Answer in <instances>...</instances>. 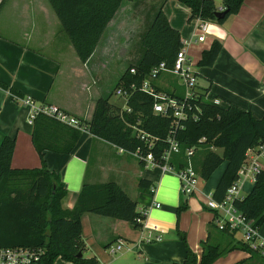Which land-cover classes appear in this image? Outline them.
I'll return each mask as SVG.
<instances>
[{
	"label": "crops",
	"instance_id": "0c3cea01",
	"mask_svg": "<svg viewBox=\"0 0 264 264\" xmlns=\"http://www.w3.org/2000/svg\"><path fill=\"white\" fill-rule=\"evenodd\" d=\"M174 1L178 2L123 0L86 62L79 60L48 0L2 2L0 83L9 88L0 86V142L4 136L15 139L12 168L41 165L31 141L29 109L19 98L30 97L40 106L56 105L83 125L91 120L99 98L109 97L112 104L125 110L122 98L121 103H116L110 96L125 69L139 63L143 53L140 38L159 7L178 30L181 42H186L190 62L196 65L197 92L202 101L224 108L232 104L257 119L264 117V0H243L238 12L222 24L207 21L202 41L197 40L196 18H191L189 8L179 2L183 8H174ZM213 2L216 10L224 9L222 0ZM115 32L120 36L116 37ZM214 40L221 47L213 64L198 66L202 51L208 50ZM110 48L113 51L108 53ZM122 48L124 62H110L114 52ZM170 74L162 71L151 84L179 97L182 91L168 85ZM81 132L70 153L44 152L47 168L60 173L67 191L62 207L73 208L84 182L113 181L136 202V210L144 216L141 227L135 229L124 220L84 213L82 257H95L99 264H183L187 246L198 264L202 243L209 242L222 250L211 264H264V246L254 249L249 245L257 253L237 248V244L247 243L241 233L219 230L213 212L204 205L205 195H212L225 162L218 174L208 181L201 179L197 192L185 195L174 172L144 166L132 152L87 130ZM140 179L150 184L148 189L139 186ZM253 185L249 181L242 183L241 194L247 195ZM182 204L185 209L177 213ZM178 233L184 234L185 244ZM118 240L124 245L110 253L109 245ZM256 241L264 242V221L258 227ZM53 264L72 263L57 258Z\"/></svg>",
	"mask_w": 264,
	"mask_h": 264
},
{
	"label": "trees",
	"instance_id": "16d2710c",
	"mask_svg": "<svg viewBox=\"0 0 264 264\" xmlns=\"http://www.w3.org/2000/svg\"><path fill=\"white\" fill-rule=\"evenodd\" d=\"M48 1L79 60L86 62L123 0ZM177 1L189 8L191 18L199 17L218 24L236 14L243 2L222 0L227 12L223 18H216L213 0ZM140 44L143 53L139 63L129 65L115 87L130 84L140 87L154 66L161 63L167 67L172 66L182 42L178 30L170 25L161 7L142 34ZM220 47V43L214 40L208 50L202 51L197 65H212ZM132 67L135 69L134 73L130 72ZM0 86L9 88L2 83ZM156 90L159 91L157 88ZM127 106L129 111L121 110L109 101V97L99 98L91 120L84 123L86 130L125 151L133 153L139 148L146 153L150 150L157 158L167 147L166 137L174 123L173 118L154 114L152 96L141 90H135L131 94ZM181 125L182 128H178L175 133L180 152L172 157L171 164L176 169L182 167L185 163V150L195 146L192 163L200 173L201 179L206 181L212 172L225 162L224 171L212 192V197L216 200L223 198L228 186L237 178V171L246 158L247 150L264 146V117L257 119L249 111L232 104L224 108L205 103L198 92L190 99V108ZM133 127L146 131L153 138L151 148L148 149L146 142L133 135ZM81 133L80 130L49 116L38 114L33 120L30 132L32 144L41 160V165L35 168H12L10 160L15 139L10 136L2 138L0 248H41L44 252L37 264H53L57 258L72 264H99L95 257H77L84 247L81 224L84 213L124 220L135 229L141 227L137 219H144V216L136 210V202L113 181L96 184L84 182L73 208L62 207L61 201L67 191L60 173L47 168L44 152L70 153ZM216 148L220 149L221 153L216 152ZM140 163L142 164V161ZM139 186L148 189L150 184L140 179ZM235 205L254 226L262 225L264 168L257 174L251 191L243 199L237 200ZM185 207V204L180 205L176 212L179 213ZM178 235L185 244L184 234ZM237 248L257 253L247 243L237 244ZM221 251L219 246L203 242L198 264H211ZM183 264H196V258L187 246Z\"/></svg>",
	"mask_w": 264,
	"mask_h": 264
},
{
	"label": "built area",
	"instance_id": "2783aa9c",
	"mask_svg": "<svg viewBox=\"0 0 264 264\" xmlns=\"http://www.w3.org/2000/svg\"><path fill=\"white\" fill-rule=\"evenodd\" d=\"M4 0H0V5ZM198 31L197 40L202 41L206 33L208 23L199 17H196ZM186 42H182V47L176 54L175 60L171 67H167L164 63L154 66L143 80L140 87L135 84L127 86L115 87L113 93L125 101V110L129 111L127 101L135 90H141L153 98L152 111L154 114L161 116H171L174 123L168 131L166 137L167 147L156 158L152 151L143 153L139 148L133 154L142 161L144 166H156L160 170L166 172H174L179 180L180 191L185 195H191L199 190L201 181L200 173L194 168L192 156L195 153V146H191L185 150V163L179 169L171 164L172 157L180 152L179 142L175 138L178 128H182L181 121L186 118L187 110L190 108V99L197 93V74L196 65L190 62L187 55ZM162 71L170 72L173 76L180 80L183 88V94L179 97L170 95L164 91H157L151 84ZM130 72L134 73L135 69L130 68ZM19 101L29 109L28 124H32L34 118L38 114L49 116L60 123H63L80 131H85L83 125L76 117L68 114L66 111L56 105H36L30 97L19 98ZM133 135L147 143L148 149L152 147L153 138L144 130L133 127ZM262 146L254 149H248L245 160L237 171V178L228 186L221 200H216L212 195H205L204 205L213 212L216 226L219 230L228 229L241 233L243 241L247 242L252 248L263 247L264 242H257L258 227L250 223L242 211L235 205L237 200L243 199L242 183L249 181L255 183L256 176L263 170L258 158H264V150ZM158 205V204H156ZM137 222H141L137 219ZM156 239H159L157 237ZM124 245L122 240H118L114 245H109L110 253H115ZM41 248H29L24 246L3 247L0 248V264H37L40 256L43 254Z\"/></svg>",
	"mask_w": 264,
	"mask_h": 264
},
{
	"label": "rangeland",
	"instance_id": "374dc122",
	"mask_svg": "<svg viewBox=\"0 0 264 264\" xmlns=\"http://www.w3.org/2000/svg\"><path fill=\"white\" fill-rule=\"evenodd\" d=\"M175 2V1H174ZM174 8L176 7V5H178V6H180L181 8H183L182 7V5H180L178 2H175L174 3ZM64 34V33H63ZM116 37H118V36H120L117 32H115V34H114ZM64 36H65V38H66V40H68L67 39V37H66V35L64 34ZM112 47H113V45H112ZM111 50H110V52H108V53H111L112 51H113V48H110ZM115 56L112 58V60L110 61V62H124V53H125V51H123V48L121 49V50H116L115 52ZM123 67H124V65H123ZM121 68L119 67V73H120V70ZM168 85L169 86H174L175 88H176V91L178 90L179 91V93H181V91H182V94H183V88H182V86L180 85V80L177 78V77H175V76H173V75H169V77H168ZM110 99H111V101H113V102H116V103H121L122 102V100H120V98H118V97H116L114 94H112L111 96H110ZM263 148L262 149H260V151H263L264 150V146H262ZM215 151L216 152H218V153H221V150L220 149H215ZM263 157H259L258 158V161H259V163H260V165H263L264 164V161H263ZM224 164V162L223 163H221L213 172H212V174L210 175V177L206 180V181H208L210 178H212V176H215L216 174H218L219 172H220V170H221V168L224 166L223 165ZM244 191V190H243ZM118 254H119V252H117L115 255H114V257H117L118 256ZM61 259V258H60ZM63 260V259H62ZM65 261V260H64Z\"/></svg>",
	"mask_w": 264,
	"mask_h": 264
},
{
	"label": "water",
	"instance_id": "95a60500",
	"mask_svg": "<svg viewBox=\"0 0 264 264\" xmlns=\"http://www.w3.org/2000/svg\"><path fill=\"white\" fill-rule=\"evenodd\" d=\"M226 12H227L226 9L216 10V12H215V17H216V18H223L224 15L226 14ZM81 256H82V254H81V252H79V253L77 254V257H81Z\"/></svg>",
	"mask_w": 264,
	"mask_h": 264
}]
</instances>
